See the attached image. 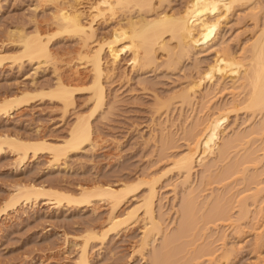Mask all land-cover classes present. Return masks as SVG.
I'll return each mask as SVG.
<instances>
[{
  "label": "rangeland",
  "instance_id": "rangeland-1",
  "mask_svg": "<svg viewBox=\"0 0 264 264\" xmlns=\"http://www.w3.org/2000/svg\"><path fill=\"white\" fill-rule=\"evenodd\" d=\"M74 1L0 0V105L12 101L8 114L0 112V137L63 143L76 118L91 114L94 107L93 73L84 59L89 48H96L94 40L105 45L102 62L107 67L105 99L92 114L88 145L57 162L49 153H29L20 164L18 156L3 147L0 209L19 185L42 186L77 196L81 190L95 186L117 188L153 181V217L159 222V231L150 235L141 250L146 220L139 212L137 218L104 241L90 243L88 264H151L153 252L160 250L163 239L178 228L181 206L188 197L194 203L195 222L184 237L162 246L167 248L160 250L167 253L165 264H264V159L260 161L264 111L252 114L241 109L246 92L235 100L229 94L232 81L241 76L240 70L233 75L217 68L212 79L204 78L195 93H190L196 80L220 63L224 53L242 62V49L248 47L255 32L249 12L234 8L225 17L224 13L214 17L219 19L215 40L191 48L177 62L170 60L165 50L176 43L165 34L164 51L157 52L153 63L141 65L132 57L125 40L112 49L109 35L118 27H127L131 18L180 14L194 0H157L153 2L155 12L145 14L134 7L116 8L111 19L106 17L93 24L95 33L87 46L78 35L61 32L56 21L59 10L73 8ZM89 5L91 1H82L84 10ZM87 19L83 14L82 20ZM13 31H20L18 36L15 33L19 38L11 35ZM19 33L46 36L48 58L20 59ZM57 81L75 93L73 104L66 109L58 100L44 96ZM185 91L189 100L182 102L180 95ZM24 93L32 94L28 104L13 102ZM218 113L226 117L220 145L231 138L239 141L227 154L215 153L203 165L196 163L185 177L173 166L174 161L186 153L208 118ZM250 152L253 154L248 157ZM148 188L140 184L117 214L134 208ZM257 188L263 191L253 203L250 194ZM243 198H247L248 212L239 218L236 201ZM45 200L22 201L5 209L0 219V264H75L81 236L108 228L110 210L104 200L83 207L64 200L54 206L50 198ZM216 203L226 208L225 214H217L220 209H216Z\"/></svg>",
  "mask_w": 264,
  "mask_h": 264
},
{
  "label": "bare ground",
  "instance_id": "bare-ground-1",
  "mask_svg": "<svg viewBox=\"0 0 264 264\" xmlns=\"http://www.w3.org/2000/svg\"><path fill=\"white\" fill-rule=\"evenodd\" d=\"M82 1L83 0H75L73 8L69 7L68 9L59 10L56 21L59 24L61 32H70L78 35V37L83 39L84 45L87 46L90 44L88 41H91L94 36L95 29L93 24L97 20H105L106 17L111 19L115 15L116 8L134 7L139 14L155 12L156 9L154 6H156V3L153 4V2L157 0H89L91 1V5H89L86 10H84L85 7H82ZM160 1L161 0H158V2ZM78 6H81L82 10L76 9ZM234 8H244L247 10L253 20L255 28L251 43L247 48L242 49L240 55V58L243 59L242 62L237 61L233 55L224 53L220 63L218 62L213 65L208 74L196 80L190 93H195V90L202 85L201 83L204 78H208L209 80L212 79L217 68L219 72L227 70L233 75L235 74L234 72L238 74V70H240L241 76L239 79L237 78L232 81L229 94H231L233 100H235L242 92H246L242 103H240L242 106L241 109L246 112H251L252 114L256 112L261 113L264 111V0H194L191 3L188 2L180 14L163 13L155 14L152 18H147L145 16H138L134 20L131 18L127 23V27H118L114 33L109 35L107 40L111 41L109 44L112 46V49L118 42L125 40L132 57H134L137 62L140 61L141 65H149L155 61L157 52L164 51L166 45L163 36L168 34L176 44L171 50H168V48L165 50L169 52L171 56L170 60L177 62L180 58H183L191 48L203 46L214 41L219 27V19L214 20V17H218L221 13H224L225 17L227 13ZM83 14H86L88 18L85 21L82 20ZM20 31H15V33L17 34V32ZM15 33L13 31L11 35L13 36ZM21 33H19L22 50L20 59L27 58L28 60H33L48 58L49 52L47 44L49 39H45L46 36H42L38 33L33 36H24V34L22 35ZM87 42L89 44H87ZM94 42L96 48H89V52L84 56L85 61L90 64L93 73L91 100L94 107L91 114L77 117L69 131L68 138L61 144H51L46 141L24 142L17 137H8L5 135L4 137H0V153L3 152V147L8 148L12 153L18 156L19 164L23 163L29 153L32 154V156L49 153L52 161L57 162L60 158H65L67 155L81 150L82 147L90 143L92 135L90 120L95 110L100 108L104 103L105 91L103 80L107 71V67L104 66L102 62V53L105 45L96 40H94ZM91 43H93V41ZM43 94L38 93L36 95L43 96ZM46 94H44V96H49L51 99L58 100L59 102H57L60 103L64 109L73 104V96L75 95L70 87L63 85L60 81H57L53 89ZM20 97L13 100V102L17 105L21 102L22 104L20 105H26L30 99H32V94L24 93ZM180 98L182 102H187L189 100L188 92H183ZM233 107L235 108L236 106L233 105ZM11 108L12 101L6 100L0 105V112H2L3 115L8 114ZM225 122L226 117L224 113H218L209 117L202 130L197 135H194L192 144L187 147L186 153L177 158L173 166L183 172L185 177H188L196 163L198 165H203L204 160L215 153L219 156H223L224 153L227 154L228 150L232 149L234 147L233 144L239 141V139L231 138L223 142L221 140L222 144L220 145V135L223 133ZM252 154L253 152H250L248 157L252 156ZM263 159L264 150L261 153L260 161ZM152 183L153 181L149 183L137 182L136 184H123L117 188L109 185L104 187L95 186L89 190H81L77 196L45 189L42 186L19 185L20 187L16 186L13 192L8 195L7 203L0 209V219L5 213L6 208H13L22 201L28 203L31 199L34 201H44L47 197L46 200L50 198L54 206H59L61 201L64 200L66 203L74 204L77 207L89 205L92 201L102 202L104 200L107 202L110 210L108 228L103 232L101 231V233L88 231L83 234L84 236H81L82 241L75 264H88L87 251L90 243L94 241H104L108 235L120 230L130 221L137 218L139 212L142 213L143 221L146 220V224L143 226L142 230L140 245V249L144 250L150 235L152 236L153 232L159 231V222L153 217L155 189ZM140 184L149 185L147 193L141 196L134 208L127 212H123V214H117L118 210L133 196V193ZM262 191L263 189L257 188L255 193L250 194L253 203L256 202L257 196L260 195ZM246 199L247 198H243L236 201L237 211L240 212L239 218L244 217L248 212ZM219 204L220 203H218L217 206L216 203V209L218 207L220 209L217 214L222 215L223 212L225 214L226 208L223 209L221 206L222 204ZM181 211L182 219L178 228L175 229L172 235L166 236L165 239H163L164 245L162 244V246L170 245V243L175 242V240L178 241L179 238L184 237V234L190 229L189 227L195 222H193L194 203L189 197L182 203ZM262 233L264 232L262 231ZM259 235H261V233ZM164 249L167 248L163 247L162 251ZM160 250L158 249V251L153 252L151 264H165L167 256H165V254L167 253L163 254Z\"/></svg>",
  "mask_w": 264,
  "mask_h": 264
}]
</instances>
